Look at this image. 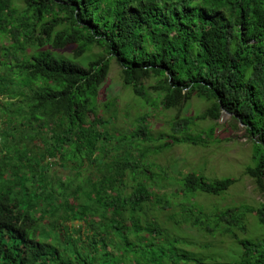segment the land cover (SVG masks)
<instances>
[{
	"label": "trees",
	"instance_id": "1",
	"mask_svg": "<svg viewBox=\"0 0 264 264\" xmlns=\"http://www.w3.org/2000/svg\"><path fill=\"white\" fill-rule=\"evenodd\" d=\"M111 61L136 98L177 112L179 142L205 146L242 124L253 162L243 176L264 195V0H0V264H264V203L182 209L177 229L236 241L237 258L225 262L193 256L182 248L191 243L151 216L169 206L152 190L149 164L118 152L151 140L148 125L113 137V119L99 112ZM193 98L208 107L180 119ZM222 111L235 124H218ZM54 168L73 175L58 178ZM235 181L189 172L180 183L190 201ZM247 215L260 226L256 241L234 232Z\"/></svg>",
	"mask_w": 264,
	"mask_h": 264
},
{
	"label": "rangeland",
	"instance_id": "2",
	"mask_svg": "<svg viewBox=\"0 0 264 264\" xmlns=\"http://www.w3.org/2000/svg\"><path fill=\"white\" fill-rule=\"evenodd\" d=\"M71 53L72 49L70 48L60 52L65 57H69ZM90 54L99 55V50L93 48ZM98 101L99 112L103 118L111 117L113 119L107 128L113 137L120 138L123 135L129 138L142 120H145L148 125L149 136L147 138L151 140L138 141V150L135 149V145L132 149L127 145L119 146L118 152L124 154L130 150L133 158L141 159L143 164H149L154 178L152 190L158 198L168 201L167 206H169L165 210L152 211L151 216L157 218L160 226L168 231L169 237L184 239L191 243L183 245L182 248L193 256L204 257L210 262L236 259L238 253L236 241L230 237L200 233L187 224H182L177 229L174 222L180 221L182 209L190 204L194 206L195 210L200 209L209 215L241 205L257 208L261 203H264V195L255 189L250 178L243 176L244 169L253 165L251 138L248 137L245 129L239 124L235 127L220 128L217 130L214 140H208V144L205 146H193L189 142H179L178 138H181L182 135L174 134L171 129L177 112L174 110L164 111L160 106H152L151 101L147 104L142 99L136 98L130 87L123 86L120 68L114 61L110 63V71L105 84L100 89ZM104 105H112L110 113H106ZM207 107L206 102L193 98L181 110L179 118L196 116L204 112ZM212 123L208 120L197 121L192 125L188 135L196 137ZM217 123L220 125L235 124L229 115L225 114L221 115ZM171 139H176L177 142L168 148L160 149L165 145L164 143H171ZM133 142L136 141L133 140ZM112 144H116V142ZM143 152L146 153L141 158L140 153ZM189 172L202 175L208 181L222 178H231L236 181L218 197L199 193L188 201L183 194L180 180ZM50 173L57 175L58 178L73 175L69 170L61 171L58 168L52 169ZM77 224L79 223H73V225ZM259 227L256 216L247 215L245 230H234V232L240 238L256 241L261 236ZM210 258H213V261Z\"/></svg>",
	"mask_w": 264,
	"mask_h": 264
},
{
	"label": "water",
	"instance_id": "3",
	"mask_svg": "<svg viewBox=\"0 0 264 264\" xmlns=\"http://www.w3.org/2000/svg\"><path fill=\"white\" fill-rule=\"evenodd\" d=\"M222 114H225V115H229L227 112H225V111H222V113H221V115ZM241 126H242V124H240Z\"/></svg>",
	"mask_w": 264,
	"mask_h": 264
}]
</instances>
